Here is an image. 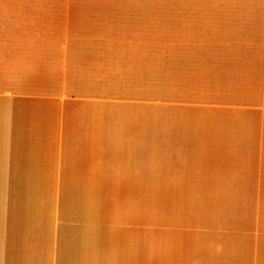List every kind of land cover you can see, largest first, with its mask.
<instances>
[{
	"label": "crops",
	"instance_id": "crops-1",
	"mask_svg": "<svg viewBox=\"0 0 264 264\" xmlns=\"http://www.w3.org/2000/svg\"><path fill=\"white\" fill-rule=\"evenodd\" d=\"M0 264H264V0H0Z\"/></svg>",
	"mask_w": 264,
	"mask_h": 264
},
{
	"label": "rangeland",
	"instance_id": "rangeland-1",
	"mask_svg": "<svg viewBox=\"0 0 264 264\" xmlns=\"http://www.w3.org/2000/svg\"><path fill=\"white\" fill-rule=\"evenodd\" d=\"M18 185H19V184H18ZM18 185H15V184L11 185V184H9V186H11V189H16V187H17Z\"/></svg>",
	"mask_w": 264,
	"mask_h": 264
}]
</instances>
